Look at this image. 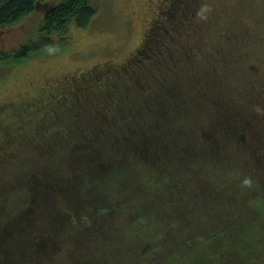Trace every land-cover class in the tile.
Instances as JSON below:
<instances>
[{
	"label": "trees",
	"instance_id": "1",
	"mask_svg": "<svg viewBox=\"0 0 264 264\" xmlns=\"http://www.w3.org/2000/svg\"><path fill=\"white\" fill-rule=\"evenodd\" d=\"M47 1L0 0V30L31 16L38 11L40 4ZM55 1V5L38 19L34 34L28 36L26 42L16 48L0 45V76L6 68L14 71L33 57L62 49L71 34V26L87 27L99 7L95 0ZM178 1H181L180 7H174L176 11L171 15L174 23L170 26V16L161 8L159 19L157 22L155 19L146 39L149 44L128 61L129 65H135L131 68V75L141 69L150 51L155 52L161 43L173 37L189 32L190 40L196 42L183 50L186 57L196 55L200 58L203 52L197 44L207 43V57L196 68L191 67L196 81L191 79L187 85L193 82V89L199 88L204 96L210 98L215 110L225 112L222 122H227L226 127L233 129L231 134L227 133V142L240 146V153L251 155L247 163L250 160L254 162L255 176L251 178L252 173L245 172L244 165H222L220 161L205 158L202 162L207 173L202 172L204 184H201L192 174L195 167L193 159L196 158L194 151L186 148H180L174 158L186 167L169 165L164 151L152 166L147 155L141 156L142 150L151 146L155 150L167 142L166 130L155 131L152 127L140 125L135 126L140 132L138 134L130 132L131 128L123 129L122 122L118 123L119 129L113 123L117 104L112 102L105 106V98L98 102L100 93L85 89L80 91L82 87L74 84L78 89H72L73 97L66 105L68 108L74 105L73 113L64 110L66 106L54 110L69 117L77 114L79 118L84 105L87 116L83 124L86 126L81 133L89 140L72 142L73 132L68 128L72 126L74 130V122H69L71 125L60 132L66 138L62 142H45L47 138L44 136L54 132L50 130L49 123L44 122L46 128L43 131L32 129L38 130L43 137L40 139L42 142H31L33 145L29 148L53 144L59 156L56 152L53 158L46 156L36 161L38 166L31 172L24 170L23 176H15L22 181L20 187L24 191V199L18 204L19 212L6 204L8 200H4L2 205L6 211H0V215L5 217V228L11 231L10 224L19 221L16 222L18 215L29 211L35 222L33 241L24 247L25 242L19 239L17 230L11 239L4 238L6 234L0 232V264H257L251 263L252 259L264 264V170L261 171V161L248 148L251 142H264V124L256 123L258 113L264 117V10H259L255 3H250L253 7L249 5L246 8L232 0H213V4L219 6L213 10L204 7L200 0H187L185 8V0ZM201 12L209 13V16L202 17ZM179 48L176 43V50ZM168 53L171 54L166 56L167 61L173 65L177 52L172 50ZM77 79L80 78L72 81L81 83L85 80ZM105 86L110 87V83ZM44 117L49 118L45 114ZM102 117H107L109 122L102 133H96L94 127ZM27 119L30 120V116L22 119L21 124ZM18 128L20 133L15 142L5 141L1 146L11 144L10 151L14 152L27 144L21 140L32 131L21 125ZM121 129L123 133L119 135ZM182 138L185 139V136ZM103 139L106 141L101 142ZM212 140L205 137L204 141ZM185 142H196V139L189 137ZM111 149L117 151L118 155L113 154L116 158H113ZM104 152L108 153L110 160L115 159L116 164L124 163L125 166L119 165L120 171L101 179L102 173L91 163L101 168L102 162H95L91 154ZM73 153L74 157L68 160ZM121 154L123 161L118 162L117 157ZM67 160L72 163L69 175ZM48 162L54 166L52 170L47 167ZM147 172L148 177L141 179ZM138 175L145 182L148 179L157 181V187L135 195L127 189V184L130 178L132 180ZM44 176L51 180L45 182ZM124 176L126 181L122 180ZM249 179L252 187H242V183ZM205 183L208 185L205 186ZM1 185L3 183L0 184V191L3 192ZM21 188L13 187L17 191ZM18 196L14 195V199L17 200ZM130 200L136 210L127 211L128 217L122 221L125 225L120 228L121 222L110 218L118 205ZM78 207L86 209L81 217L76 211ZM64 214L66 216L62 217ZM54 219L68 220L62 234L65 238L60 239L58 246L61 251L56 258L45 257L39 251L47 242L50 245L54 238ZM94 222L104 226L102 234L93 232L94 227L99 226V223L93 225ZM113 228L120 229L115 231ZM76 239L83 243L78 244ZM63 242L66 244L63 245ZM93 246L94 249L91 248ZM49 253H52L50 248L46 251V254Z\"/></svg>",
	"mask_w": 264,
	"mask_h": 264
},
{
	"label": "rangeland",
	"instance_id": "2",
	"mask_svg": "<svg viewBox=\"0 0 264 264\" xmlns=\"http://www.w3.org/2000/svg\"><path fill=\"white\" fill-rule=\"evenodd\" d=\"M95 1L98 2L99 7L89 25L87 27L72 25L71 34L66 39V46L57 52L33 57L23 65L18 66L14 71H9L10 68H6L3 75L0 76V152H2L0 153V184L3 183L1 185L3 192L0 191V206L4 200H8L6 204L19 212L20 207L18 204L24 199V191L20 187L22 181L15 178V176L21 177L25 172H31L36 168L35 166H38L36 161L46 156L53 158L55 157V152L59 156L57 148L53 144L48 145V147L38 145L29 148L33 145L31 142H42L40 139L43 135L38 130L32 131L33 128L43 131L46 128L44 122L49 123L50 130L54 132L49 136H44L47 138L45 142H62L66 138H63L60 132L66 129L69 122H74L73 126L76 131H74L75 129H71L72 126L68 128L70 132H73L72 142H86L89 140H87L85 134L81 133L86 126L83 124V119L87 116L84 105L81 106L83 112L80 113L81 116L79 118L77 114L69 117L67 114L54 110V108L63 109L71 101L73 97L72 89H78L74 84L79 88L82 87L80 91L85 89L87 92L95 91L100 93V100L98 102H102V99L105 98L103 100L105 106H109L110 103L115 102L117 104V111L115 112V116L111 115V117L114 116L113 123L119 129L118 123L122 122L124 125L123 129L127 130L131 128L130 132H137L138 134L140 132L135 126L140 125L141 127H152L155 131L163 132L166 130L167 137H169L167 142H164L161 146L155 148V150L152 146L148 150L146 148L142 150L141 156L147 155L152 166L158 155L160 157L164 151L169 158V165L180 164V167H186L181 164L180 160L175 161L174 159L177 157L180 148H186L187 150L194 151L196 158L193 159L195 167L192 170V174L199 179L201 184H204L202 181L204 177L203 173H207L206 165L202 162L206 159L215 160L216 162L220 161L222 165L227 163L235 166H238V164L244 165L246 166L244 168L245 172L252 173V176L250 175L251 178L255 176L254 162L250 160L247 163V159L251 155L240 153V146L234 145L233 142H227V133L231 134L233 129L226 127L227 122H222L225 119V117H222L225 112H221L219 109L215 110L213 101L210 98L204 96L199 88L193 89L195 86L193 82L189 86L187 85L191 79L196 81L191 67L196 68L207 57L206 55L209 51L207 43L201 42L197 44L198 47L202 48L203 52L200 54V58H196L195 55L188 56L191 58L189 59L185 56L186 54L183 53V50H187L188 45L196 44L194 39L190 40L189 32L185 33V35L181 34L178 38L170 37L171 39L165 41L164 44L161 43L159 48L155 49V52L150 51V55L145 58L146 62L142 63L141 72L139 70L131 75V68L135 65H129L128 61L142 47L149 44L146 39L155 23V19L156 22L159 19L161 8L166 15L170 16V21L168 20V25L170 26L174 23V19L171 17L176 11L174 7L179 8L181 1ZM200 1L204 4V7H208L211 10L219 8L218 5L213 4V0ZM233 1H236L234 3H241L246 8L249 5L253 7L250 3H255L259 10H264V0H232L231 2ZM55 3V0L44 2L39 5L38 11L31 16L3 27L0 30V45L16 48L26 42L28 36L34 34V28L43 12L55 5ZM186 4L187 0L183 3V8H185ZM200 15L207 18L209 13L204 14L201 12ZM199 36L201 37L200 34ZM55 37L58 36L56 35ZM176 43L180 47L178 50H176ZM185 43L186 45H184ZM172 50L177 52L174 60L176 63H173V65L166 58V56L171 54L168 52ZM81 76L83 77L81 78ZM77 77L85 79V82L72 81ZM89 83L91 85L85 88ZM107 83H110V87L105 86ZM73 106L70 108L66 106L64 110L73 113ZM44 114L49 118L45 119ZM35 115H37L36 118H34ZM27 116H30V120H24L22 125V119H26ZM40 117L43 119L41 120ZM108 122L107 117H102L94 127L96 133H102ZM257 122L260 125L264 124V117H260L259 113L257 114ZM39 123L41 124L38 125ZM18 125L19 127L21 125L28 128L32 132L26 136V139L22 138L21 140V142H27V144H24L23 147L21 145V147L15 149L13 152L10 151L11 144L8 147H4L1 146V143L5 141L15 142L20 133L18 132ZM122 133L123 130L121 129L119 135H122ZM182 136H185V139ZM189 137L196 139V142H185ZM205 137L208 140L213 139L212 142H205ZM105 141L106 139H103L101 142ZM47 148L50 151L49 154H47ZM248 148H251L250 153L261 161V171H263L264 142H251ZM112 151L113 158H116L114 155L117 151ZM96 153L98 154V151ZM83 154L88 153L83 152ZM92 154L91 157L95 162L98 164L99 161L102 162L103 167L101 168L91 163L102 173L100 175L101 179L107 176L112 177L116 171H120L119 165L125 166L124 163L116 164L113 161L115 159L110 160L106 152L100 153V155ZM123 154L129 156L126 153ZM121 156L122 154L117 157L118 162L123 161ZM73 157L74 153L68 160ZM68 160L67 165L69 169H67V175L72 170V163ZM30 165L31 167L28 168ZM75 165L76 167L79 166V164ZM47 167L50 168L49 170L54 168L52 163L49 164V162L47 163ZM47 167L45 168L47 169ZM195 172L198 173L195 175ZM260 173L262 174V172ZM148 174V172L147 175L143 174L141 179L148 177ZM158 176L161 177L160 175ZM43 179L45 182L51 180L46 176ZM122 180L126 181V176ZM250 180L244 181L241 186L252 187ZM157 184V181L149 179L148 182L142 181L138 175L132 180L130 178L127 189L138 195L151 191L157 187ZM207 185L208 183H205V186ZM13 187L21 189L17 191ZM210 187L209 185L208 188ZM18 194L17 200L14 199V195ZM8 209L10 210L9 207ZM85 210L78 207L76 210L78 217L83 216ZM133 210H136V207L131 200L120 204L117 206L110 220L116 219V221L121 222L118 227L123 228L125 224H122V221L125 217H128L127 211ZM0 211H6L3 205L0 207ZM64 216L66 214L62 215V217ZM18 218L16 222L19 221L16 224H10V231L5 228V217L0 215V232L6 234L4 238L11 239L15 237V231L17 230L20 235L19 239L25 242V247L27 243L33 241L35 222L31 218L29 211L23 214L20 213ZM67 223L68 220L66 219L63 221L61 219H54V222H52L56 226L54 238L50 242V245H47V242L44 249L39 250L41 255H46L45 257L55 256L56 258L57 254L61 251L58 246L60 239L63 240L65 238L62 234ZM97 223L99 222H94L93 225ZM103 227L99 223V226L94 227L93 232L100 234L103 231ZM120 228L113 229L117 231ZM39 229L42 228L39 227ZM103 233L105 234V232ZM79 235H81L80 232ZM78 238L79 236H77ZM93 242H96V240H93ZM77 243L81 244L83 241L77 240ZM65 244L66 242H63V245ZM48 248L51 249L52 253L46 254ZM91 248L94 249V246ZM262 258H264V255H262ZM41 259L43 260L42 257ZM261 262L255 259L251 261V263L257 264H262Z\"/></svg>",
	"mask_w": 264,
	"mask_h": 264
}]
</instances>
